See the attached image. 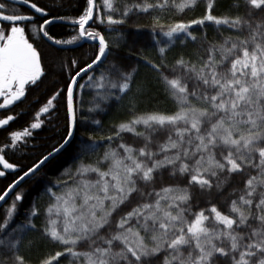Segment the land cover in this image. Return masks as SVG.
Segmentation results:
<instances>
[{
	"label": "snow or ice",
	"instance_id": "obj_1",
	"mask_svg": "<svg viewBox=\"0 0 264 264\" xmlns=\"http://www.w3.org/2000/svg\"><path fill=\"white\" fill-rule=\"evenodd\" d=\"M198 2L101 0L97 4L87 0L82 14L71 21L78 26V34L60 40L47 28L64 17L50 16L34 0H0V109H9L25 98L26 86L36 85L45 75L42 53L26 32L29 27L34 35L54 44L86 39L98 45L94 58L83 66L71 60L72 68L78 70L37 113L55 111V102L63 96L67 128L62 142L23 171L0 195V201L70 143L80 122L77 99L83 104L86 90H92L88 111L94 112L103 111L110 100H121L135 86L136 70L127 69L119 60L101 70L119 43L113 45L100 31L89 30L90 22L106 25L119 36L114 26L125 25L134 15L155 14L151 31L160 62L141 59L157 73L173 102L171 112L140 113L133 96L128 105L130 118L119 123L112 135L100 138L108 144L102 156L94 163L81 160L74 171L65 169L62 175L67 179H58L46 189L48 202L43 212L33 204L22 223L14 221L17 202L25 194L15 193L0 219V264H29L20 248L30 231L40 232L59 249L37 264H61V260L66 264H264V0H234L237 14L229 10L219 16L213 14L215 0H203L205 11L199 18L161 23L162 16L182 14ZM15 4L26 6L32 14L10 7ZM241 4L243 13H239ZM35 14L42 18L39 25L34 22ZM206 25L215 27L219 40L207 41L205 32V40L192 54L195 59L181 56L169 65L166 53L171 45L196 42L193 26L203 29ZM15 119L13 115L0 119V127ZM41 125L38 120L9 134L10 143L0 147L4 170L18 167L8 162L5 150L26 144L30 129ZM137 126L144 130L138 131ZM121 133H132L142 146L124 143ZM117 140L121 142L112 147ZM82 144L85 157L99 146L91 136ZM164 172L178 182L164 184ZM4 175L0 170V176ZM236 176L243 177L242 187H232L223 210L216 203L193 210L198 205L189 191L192 186L209 193L216 189L223 195ZM42 214L44 221L37 227L34 219Z\"/></svg>",
	"mask_w": 264,
	"mask_h": 264
},
{
	"label": "trees",
	"instance_id": "obj_2",
	"mask_svg": "<svg viewBox=\"0 0 264 264\" xmlns=\"http://www.w3.org/2000/svg\"><path fill=\"white\" fill-rule=\"evenodd\" d=\"M39 6L44 7L50 13V16L64 17L65 19H56L47 30L49 34L60 40H68L78 34V26L72 24V19L77 18L82 14L87 6V0H34ZM131 2V0H129ZM179 2V0H178ZM97 4L101 0H96ZM15 7L17 11L26 13L24 7L19 5H10ZM101 10L103 8L101 6ZM231 10L232 14H237V9L234 6V0H215L214 15H224ZM205 4L203 0H199L198 6L192 10H185L184 13L170 12L161 17V23L171 24L176 20L189 21L199 18L204 14ZM245 8L241 4L239 13H243ZM153 15L155 14H139L131 16L125 25L114 26L120 33L111 32L106 25H99L91 22L87 27L89 30H97L105 35L109 42L115 45L119 43V48H113V51L108 55L107 59L101 68H107L115 60L122 62L127 69H135V86L132 91L124 96L121 100H110L103 111L96 110L89 112L91 100V91L86 90L83 94V104L77 99V115L80 122L78 123L74 136L70 143L65 146L58 154L48 160L45 165L36 173L25 180L21 185L10 193L6 202L0 207V219L3 218L5 209L11 204L15 193L23 192L24 200L17 202L18 213L14 223H22L28 214L30 207L37 204L41 211L48 202L47 196L44 195L49 187H53L58 179H67V176L62 175L65 169L75 170V166L84 160L86 163H94L103 152L108 148V144L102 141L101 137L112 135L116 126L130 118L128 111L129 101L133 96H136L137 111L144 112H171L173 110V102L166 94L164 88L157 79V73L146 66L141 57H147L155 63L160 62L156 40L153 39L151 25L153 23ZM258 15H260L258 13ZM37 25L42 23V18H36L34 21ZM6 27V25H4ZM193 35L198 37L196 42L191 40L185 41L183 44L177 41L171 45L166 53V61L172 65L176 59L183 56L185 59L195 57L192 55L198 46L205 40L204 33H207L206 39L209 42L219 40V36L214 26L206 25L203 29L199 26H193ZM29 40L42 53V65L45 75L37 82L26 88L25 98L9 109H0V119L13 115L15 120L10 121L5 128H0V147L10 143V133L12 131H22L28 128L34 121H42L39 129L32 130V135L27 138V143L20 144L16 149H6L5 158L9 163L16 164L18 167L13 173L5 174L0 177V195L8 188L14 180H17L23 171H26L33 163H36L48 152L52 151L53 147L58 146L66 135L67 118L66 106L63 96L58 98L55 111H50L48 114H40L37 112L46 103L50 95L61 88H64L71 75L75 74L71 66V60L76 59L79 66L90 62V58H94V52L98 47L95 43H83L76 47H58L44 40L41 35H34L29 27L26 29ZM225 32L224 35H228ZM166 41V37H158ZM78 42V41H77ZM71 45V44H69ZM57 63V67H56ZM56 67V70H54ZM99 71L97 72V75ZM81 83L84 81L81 80ZM141 92L137 95V92ZM94 120H99L100 124L93 123ZM138 131H143V126H137ZM123 142L133 145L134 147L142 146V141L134 138L132 133H121ZM95 138L99 146L95 153L89 154L87 157L81 154L80 149L83 147L82 142L88 137ZM163 137H160L163 142ZM120 140L115 141L112 147L120 143ZM155 150V149H153ZM91 178H95L94 175ZM241 176L233 177L232 183L224 190V194H218L216 189L201 191L198 186H192L189 191L193 197V203L198 205L193 210L198 211L199 208L209 207L211 203H216L223 210V202L227 197L228 192L232 187H242L240 181ZM177 179L170 178L167 172L163 173L164 184H175ZM186 183V179L180 181ZM160 181H157L156 187H160ZM54 190H57L54 188ZM136 200L133 199V204ZM125 211L128 208L124 209ZM44 221L43 214L34 219L37 227H40ZM31 242V243H29ZM59 250L55 245L44 239L38 231H30L24 237V242L21 245V254L25 256L29 264H37V261L47 254H54ZM61 264H66V261L61 260Z\"/></svg>",
	"mask_w": 264,
	"mask_h": 264
},
{
	"label": "water",
	"instance_id": "obj_3",
	"mask_svg": "<svg viewBox=\"0 0 264 264\" xmlns=\"http://www.w3.org/2000/svg\"><path fill=\"white\" fill-rule=\"evenodd\" d=\"M15 5H19V4H15ZM19 6H21V5H19ZM22 7H24V8H26L27 10H29L30 12H31V14H32V10L31 9H29V8H27L26 6H22ZM36 16L38 15V16H40L39 14H35ZM91 23V22H90ZM88 25H86V27H87ZM45 40L47 41V42H49V43H51L52 45H55V46H58V47H76V46H78V45H81V44H83V43H94V42H92V41H88V40H86V39H82V40H79L78 42H76V43H74V44H71V45H59V44H54V43H52L51 41H49V40H47V38H45ZM96 44V43H95ZM5 127V126H4ZM0 128H2V127H0ZM56 154H54L52 157H54ZM52 157H50L49 158V160L52 158ZM45 165V164H44ZM43 165V166H44ZM42 166V167H43ZM41 167V168H42ZM40 168V169H41ZM0 170H3V171H5V174L6 173H13V172H15L16 171V169L15 170H4L3 169V167H2V165H0ZM21 176V175H20ZM19 176V177H20ZM0 177H3V176H0ZM31 176H29V177H26L19 185H21L25 180H27L28 178H30ZM18 179V178H17ZM18 185V186H19ZM17 186V187H18ZM17 187H15V188H17ZM11 193V192H10ZM10 193H9V195H10ZM9 195L6 197V199H5V201H0V207L6 202V200L8 199V197H9Z\"/></svg>",
	"mask_w": 264,
	"mask_h": 264
},
{
	"label": "flooded vegetation",
	"instance_id": "obj_4",
	"mask_svg": "<svg viewBox=\"0 0 264 264\" xmlns=\"http://www.w3.org/2000/svg\"><path fill=\"white\" fill-rule=\"evenodd\" d=\"M25 10H26V14H31V12H30L29 10H27L26 8H25ZM35 16H36V15H35ZM36 18H41V17L37 15ZM41 37H42V35H41ZM42 38L45 40L44 37H42ZM27 87H29V86H26V88H27ZM23 99H24V98H23ZM23 99H22V100H23ZM0 102H2V98H0ZM39 112H40V111H38L37 113H39ZM4 118H6V117H4ZM4 118H1V119H4ZM34 122H37V120L34 121ZM30 125H31V124H30ZM5 127H6V126H5ZM5 127H2V128H5ZM29 127H30V126H29ZM29 127H28V128H29ZM30 130L32 131V130H34V129H30ZM6 174H8V173H6Z\"/></svg>",
	"mask_w": 264,
	"mask_h": 264
},
{
	"label": "rangeland",
	"instance_id": "obj_5",
	"mask_svg": "<svg viewBox=\"0 0 264 264\" xmlns=\"http://www.w3.org/2000/svg\"><path fill=\"white\" fill-rule=\"evenodd\" d=\"M56 67H57V63H56ZM56 67H55V69H54V70H56Z\"/></svg>",
	"mask_w": 264,
	"mask_h": 264
}]
</instances>
